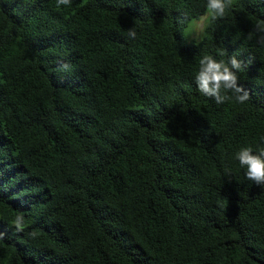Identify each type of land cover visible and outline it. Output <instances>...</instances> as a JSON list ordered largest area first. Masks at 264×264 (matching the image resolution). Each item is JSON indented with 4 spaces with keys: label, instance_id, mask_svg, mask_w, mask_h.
Returning <instances> with one entry per match:
<instances>
[{
    "label": "trees",
    "instance_id": "1",
    "mask_svg": "<svg viewBox=\"0 0 264 264\" xmlns=\"http://www.w3.org/2000/svg\"><path fill=\"white\" fill-rule=\"evenodd\" d=\"M206 3L0 0V264H264V188L234 159L264 148V2L183 44ZM219 49L252 58L244 104L198 91Z\"/></svg>",
    "mask_w": 264,
    "mask_h": 264
},
{
    "label": "clouds",
    "instance_id": "2",
    "mask_svg": "<svg viewBox=\"0 0 264 264\" xmlns=\"http://www.w3.org/2000/svg\"><path fill=\"white\" fill-rule=\"evenodd\" d=\"M72 0H57V7L70 6ZM264 2V0H261ZM233 7V0H207L204 16L199 19L186 21L185 17H180L178 23H188L189 35L193 37L194 43L199 39L203 40L205 21L211 22L223 19ZM137 35L134 28L128 30L129 38H135ZM249 39H255L256 43L264 47V20H259L253 25L252 31L248 34ZM224 49H219L217 55L205 54L198 60V70L195 74V83L198 91L209 98H214L217 104L228 101H235L240 104L246 103L250 99V92L239 82V73L244 71L252 63V58L247 61L238 59L233 54L225 59H217V56L226 55ZM63 69H68L69 65L63 64ZM234 159L239 162V166L245 169V175L248 180L264 188V148L258 151L252 147H242L235 153ZM225 176L232 177V169L225 168ZM25 218L23 213H19L12 221V225L17 232L24 231ZM30 238H36L38 233L33 231L28 234ZM4 233L0 232V239Z\"/></svg>",
    "mask_w": 264,
    "mask_h": 264
},
{
    "label": "rangeland",
    "instance_id": "3",
    "mask_svg": "<svg viewBox=\"0 0 264 264\" xmlns=\"http://www.w3.org/2000/svg\"><path fill=\"white\" fill-rule=\"evenodd\" d=\"M208 23L209 22L205 21L204 28H206V26L208 25ZM188 33H189V27H188V23H186L185 26H184V29H183V37H182L183 44H187L188 42L194 41L193 40V37L190 36ZM204 35H205V31L203 32V37H204ZM196 41H199V39H197Z\"/></svg>",
    "mask_w": 264,
    "mask_h": 264
}]
</instances>
